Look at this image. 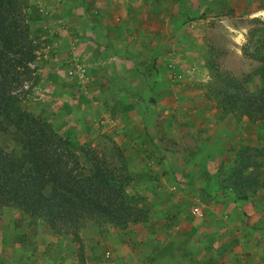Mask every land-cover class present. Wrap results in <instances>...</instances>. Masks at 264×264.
Returning <instances> with one entry per match:
<instances>
[{
    "label": "rangeland",
    "instance_id": "374dc122",
    "mask_svg": "<svg viewBox=\"0 0 264 264\" xmlns=\"http://www.w3.org/2000/svg\"><path fill=\"white\" fill-rule=\"evenodd\" d=\"M82 1L90 3L88 16H91L89 13L91 8H98V16L107 20V31L111 37L119 40L118 45L121 49L125 48L128 53L136 52L134 56L138 57L135 61L137 71H141L145 78L160 83L162 87L168 86L173 90L177 100H180V94H178L180 87L181 89L188 87L193 90L192 93H197L194 94L193 99H201L202 102L200 109L191 112L194 124H178L179 128L186 126L180 130L177 128L171 130L170 125L162 124L160 130L163 135L159 137L158 141L155 140V143L146 142L150 149L158 155L148 153V149L145 148V152H147L145 156H138L137 153L133 156L134 153L128 148V145H131L129 139L127 141L124 137L139 126L133 121H128L126 124L128 132H126L123 125L116 120L119 117L122 118L123 110L116 109L118 111L115 116L118 117H114L109 110L104 108L109 101L108 88L111 83L108 82L106 75L102 76L103 83L94 80L92 75L88 81L80 83L77 78L69 76L68 70L72 66L67 67L66 62L58 67L62 72L56 79L61 82H53L55 85H50L43 80L45 76L43 77L42 70L48 66L44 58L38 59L33 66L38 67L39 79L32 89L31 95L26 99L24 108L35 113L40 119L49 122L61 136L68 137L73 145V151L87 167H90L91 163L86 161L83 150H90L95 154L93 157L105 161L115 172V177L124 181L128 201L137 209L140 216L144 211L158 210L157 206L162 201L159 200L157 191H161V196L165 195L166 200L163 202H170L171 193H176L179 189L183 190L182 187L171 190V187L168 188V186L161 187L160 184H157L159 186L151 184L159 177L154 174L156 165L162 163L161 154L157 151L162 153L163 150L168 151L171 148L177 149V147L190 152L188 158L194 168L201 167L207 172L209 169L217 170L216 178L224 182L230 195L235 196L244 204H249L252 201V204H261L264 211V116L251 119L248 116H236L231 113L226 115L232 119L229 125L212 126V124H207V119L212 115L211 111L217 110L216 115L219 119H223L225 116L223 109L219 107L217 90L220 87L224 88L226 73L238 81H244L250 92H257L263 85L256 74L261 63L245 54V51L255 53L258 47L262 46L259 41L261 33L253 39L251 33L254 29L264 27V16L250 19L245 16L231 17L230 12H220L219 10L205 12V3L210 0H27L28 11H32V17H41V20L37 21L34 26L32 25L33 36L40 44L38 56L52 48V44L57 41V37L53 35V30L46 21L57 18V11L62 9L63 17L66 15L67 18H80L78 9L75 8ZM35 10L37 14H35ZM79 13H81L80 10ZM140 15L141 17L146 16L141 25ZM231 25L243 26L247 30L243 45L238 47L242 53H238V55L233 49L236 45L227 28ZM76 33L68 35L69 38L74 37V44L80 43V39L87 35L85 30ZM153 41L156 43H152ZM55 49L59 51L60 47L55 46ZM69 56L71 61L68 60V64L73 65L78 60L77 55L70 54ZM81 62L87 65L83 61ZM210 65L218 69V75L224 76L223 80L218 75L215 77L209 69ZM133 82H136V79ZM139 83L143 84L144 82L142 80ZM62 89L64 93L61 92ZM179 107H182L181 103ZM202 109L205 111L204 114ZM135 110H129L128 116L131 113H137ZM181 110L183 109L181 108ZM103 112L105 115L100 114ZM155 112L153 111L152 114ZM184 114L180 109L173 112L171 110L167 112V109H164L162 113H159L161 119L158 121L166 118H169L166 121L171 120L170 118L175 116L183 118ZM180 131L190 132V139L184 138L180 141L172 139L174 132L181 133ZM142 146H144L143 143ZM215 147L217 149L229 147L226 156L210 155ZM197 152L200 154L196 155ZM202 152L205 154L203 155ZM87 159L89 160V158ZM142 164L146 167L144 173L140 169ZM161 178L159 177V179ZM178 182L180 181L178 180ZM222 189L212 186L209 188L211 193H208H219L222 192ZM196 207L201 208L200 206ZM3 211L7 212L2 214H6L4 227L8 230L4 232L0 230V239H4L2 240V253L10 264H14L16 261L14 255L18 251L7 239L10 233L7 223L9 221L13 223L14 219L21 220L16 217H25L24 219H28L33 226L34 223L31 217L24 212L16 209H4L1 212ZM8 212L9 216H7ZM17 213L21 215L16 216ZM246 219L244 216L245 227L248 224ZM259 224H261V229L256 232L258 236H254L255 234L252 235V233L246 234L237 243L240 246L246 245L249 248L259 249L258 251L254 249L253 258H250L251 254H246L245 259L249 261L257 257L256 261L260 262L259 264H264V220ZM97 225H102L105 228L111 224L89 222L77 235L72 232L57 234L51 227L39 220L35 224V236H42L43 234L39 232L43 227H46L55 242L60 237L63 238L62 245L66 243L67 245L70 243L69 246L71 243L82 244L84 250H79L78 253L84 255L86 248L84 241L90 243ZM25 226L26 224L23 223V227ZM83 232H88L84 239L81 236ZM242 239L244 240L242 241ZM57 244L59 245L58 242ZM39 250H42L41 245H39ZM35 258L37 259V256ZM256 261L253 264L257 263Z\"/></svg>",
    "mask_w": 264,
    "mask_h": 264
},
{
    "label": "crops",
    "instance_id": "0c3cea01",
    "mask_svg": "<svg viewBox=\"0 0 264 264\" xmlns=\"http://www.w3.org/2000/svg\"><path fill=\"white\" fill-rule=\"evenodd\" d=\"M89 4V2L82 1L79 6H76L78 16L79 14L81 16L78 19L67 18L66 15L63 17L62 9L57 11V18L46 21L52 28L53 35L57 37V41L52 44V48L38 57V59L44 58L48 65L45 70H42L43 77L45 76L43 80L50 85L61 82L56 79L62 72L58 67L66 62L67 67H71L72 65L68 64V60L71 61L69 55L76 54L77 61L87 64L89 77L92 75L94 80L102 82V76L106 75L108 82H111L108 88L109 101L104 108L109 110L114 117H118L115 116L118 111L116 109L123 110L122 118L119 117L120 119L116 120L123 125L126 132H128L126 127L128 121H133L139 126L124 137L127 141L129 139L131 145H128V148L134 153L133 156L137 153L138 156L143 157L147 152L157 154L150 149L146 142L155 143V140L158 141L159 137L163 135L160 130L162 124L170 125L171 130L186 128V126L179 128L178 124L193 125L194 117L191 116V112L200 109L202 101L193 99L194 94L197 93H192L193 90L190 88L182 87L181 89L180 87L178 102L174 97L173 90L168 86L162 87L160 83L145 78L141 71H137L135 61L138 57L134 56L136 52L128 53L125 48L121 49L118 45L119 40L111 37L107 31V20L98 16L97 7H93L89 11L92 18L87 15ZM213 10L230 12L231 17L245 16L256 19L264 16V0H210L206 2L205 12H213ZM160 17L163 18V16ZM145 19V15L139 16L140 25ZM227 28L236 45L235 48L233 47L236 55L241 54V49L238 47L243 45L247 30L243 26L236 27L235 25ZM80 30H85L87 35L80 39V43L74 44V37L69 38L68 35L75 34ZM55 46L60 47L59 51L55 49ZM134 79L136 82H133ZM49 80L50 82H48ZM142 80L144 83L138 84ZM61 92L64 93V90L62 89ZM180 103L182 107H179ZM181 108L189 110V112H184ZM132 109H136L137 113L130 112L131 114L128 116V111ZM164 109H167V112L180 109L182 113H185V117L175 116L170 118L171 120L166 121L169 119L166 118L158 121L161 119L159 113H162ZM153 111H156L155 114H152ZM216 111H211L212 115L207 119V124L220 126L229 125L232 122L231 117L226 115L223 116V119L217 118ZM202 113H205L204 109H202ZM100 114L105 115L104 112ZM118 114L120 113L118 112ZM190 137V132H174L172 139L180 141L184 138L190 139ZM145 148L148 149L147 152H145ZM228 148L217 149L215 147L210 155L226 156ZM157 152L161 154L159 155L162 157V163L156 165L154 174L162 178L157 177L159 181H152L151 184L155 186L160 184L161 187L168 186V188L171 187V190L183 188L176 193H171L170 202H163L166 200L165 195L161 196V191H157L162 203L157 206L158 210L148 211L146 217L141 221L130 223L123 228L113 225H107L104 228L102 225H97L90 243L84 241L86 247L84 255L78 253L79 250H84L82 244L71 243L69 246L70 243L69 245L66 243L62 245L63 238L60 237L55 242L46 227H43L39 232L43 235L36 237L35 224L31 225L28 219H24L25 217H16L21 220L14 219L13 223L10 221L7 223V227L10 229L7 239L18 251L14 255L16 260L14 264H253L257 257L248 261L245 259V255L251 254L250 258H253L254 249L257 251L259 249L249 248L246 245L240 246L237 241L250 233L258 236L256 232L261 229L259 223L264 220V211L261 208L263 206L252 204L253 201L244 204L235 196L230 195L224 182L216 178L217 170L209 169L208 173L201 167L194 168L188 158L189 151L177 147V149L171 148L168 151L163 150L162 153L161 151ZM195 154L199 155L200 152ZM202 154L205 153L202 152ZM140 169L144 173L145 165L142 164ZM212 186L223 188L222 192L209 194L208 192L211 193L209 188ZM196 206L201 207L204 219H197L193 215V208ZM2 213L7 212H0V230L4 232L8 229L4 227L6 214ZM9 214L8 212L7 216ZM20 215L17 213L16 216ZM244 216L248 219H246V222L248 221L246 227ZM23 223L26 224L25 227H23ZM87 233L81 234L83 239ZM2 240L4 239H0V254L3 252ZM234 240L235 242H233ZM39 245L42 250H39ZM5 258L2 253L0 264H10ZM5 260L7 261L5 262ZM256 262L255 264L260 263Z\"/></svg>",
    "mask_w": 264,
    "mask_h": 264
},
{
    "label": "trees",
    "instance_id": "16d2710c",
    "mask_svg": "<svg viewBox=\"0 0 264 264\" xmlns=\"http://www.w3.org/2000/svg\"><path fill=\"white\" fill-rule=\"evenodd\" d=\"M28 10L27 0H0V212H24L34 224L42 220L57 234L77 235L89 222L127 227L141 221L147 212L140 216L128 201L124 181L105 161L83 150L91 163L87 167L68 137L24 108L39 79L33 66L40 44L32 28L41 17ZM259 33L262 46L245 54L261 63L256 74L263 85L250 92L244 81L226 73L224 88L217 90L225 115L264 116V27L254 29L251 37ZM209 69L218 75L216 67Z\"/></svg>",
    "mask_w": 264,
    "mask_h": 264
},
{
    "label": "built area",
    "instance_id": "2783aa9c",
    "mask_svg": "<svg viewBox=\"0 0 264 264\" xmlns=\"http://www.w3.org/2000/svg\"><path fill=\"white\" fill-rule=\"evenodd\" d=\"M68 74L72 78H77L80 83L81 82L84 83L89 79L87 67L81 61H76L72 65V67L68 70ZM192 213L197 219H204V212L202 211L201 208L199 207L193 208Z\"/></svg>",
    "mask_w": 264,
    "mask_h": 264
}]
</instances>
